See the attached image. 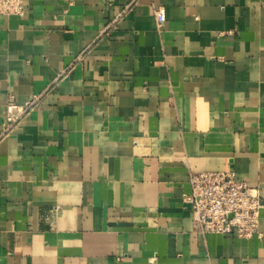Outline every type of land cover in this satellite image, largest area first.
I'll return each mask as SVG.
<instances>
[{
	"label": "crops",
	"instance_id": "crops-1",
	"mask_svg": "<svg viewBox=\"0 0 264 264\" xmlns=\"http://www.w3.org/2000/svg\"><path fill=\"white\" fill-rule=\"evenodd\" d=\"M131 1L0 16V264H264V0ZM224 171L260 238L195 230L189 175Z\"/></svg>",
	"mask_w": 264,
	"mask_h": 264
},
{
	"label": "built area",
	"instance_id": "built-area-1",
	"mask_svg": "<svg viewBox=\"0 0 264 264\" xmlns=\"http://www.w3.org/2000/svg\"><path fill=\"white\" fill-rule=\"evenodd\" d=\"M132 0L126 12L137 4ZM24 0H0V16L22 18ZM107 30V29H106ZM40 96L21 106L9 104L4 111L2 136L8 135L39 106ZM190 194L185 197L193 226L200 234L231 235L239 239L260 238L261 199L256 189L237 181L229 171L189 175Z\"/></svg>",
	"mask_w": 264,
	"mask_h": 264
}]
</instances>
